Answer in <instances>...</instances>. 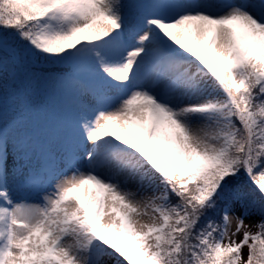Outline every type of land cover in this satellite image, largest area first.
<instances>
[{
	"label": "snow or ice",
	"instance_id": "snow-or-ice-1",
	"mask_svg": "<svg viewBox=\"0 0 264 264\" xmlns=\"http://www.w3.org/2000/svg\"><path fill=\"white\" fill-rule=\"evenodd\" d=\"M0 264H264V0H0Z\"/></svg>",
	"mask_w": 264,
	"mask_h": 264
},
{
	"label": "rangeland",
	"instance_id": "rangeland-1",
	"mask_svg": "<svg viewBox=\"0 0 264 264\" xmlns=\"http://www.w3.org/2000/svg\"><path fill=\"white\" fill-rule=\"evenodd\" d=\"M25 195H30V194L27 193V192H25V193H20V194H17V197L25 196ZM232 211H234L236 214H240L242 210H241L239 204L237 203V204L234 205ZM259 219H260L259 216L245 217V223H246V224L253 223V222H255V221L259 220ZM249 230H250V231H253V232L256 231V229H255L254 227H253V228H250ZM240 238H241V237H237V239H240ZM243 252H244V255H245V257H246V255H247V248H245V249L243 250Z\"/></svg>",
	"mask_w": 264,
	"mask_h": 264
},
{
	"label": "trees",
	"instance_id": "trees-1",
	"mask_svg": "<svg viewBox=\"0 0 264 264\" xmlns=\"http://www.w3.org/2000/svg\"><path fill=\"white\" fill-rule=\"evenodd\" d=\"M233 183H240V184L244 185V191L245 192L249 191V188H248L247 184L245 183V178L242 177L240 181H234ZM81 195H82V192H81Z\"/></svg>",
	"mask_w": 264,
	"mask_h": 264
}]
</instances>
